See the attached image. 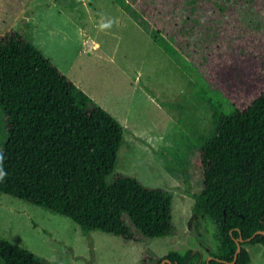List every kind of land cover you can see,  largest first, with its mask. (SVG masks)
I'll return each instance as SVG.
<instances>
[{
	"label": "rangeland",
	"instance_id": "1",
	"mask_svg": "<svg viewBox=\"0 0 264 264\" xmlns=\"http://www.w3.org/2000/svg\"><path fill=\"white\" fill-rule=\"evenodd\" d=\"M131 1L176 59L113 0H0V35L24 36L122 127L107 182L120 173L171 195L175 232L146 239L133 229L130 242L0 193V238L50 264H140L146 254L215 250L213 224L192 211L195 162L214 112L228 115L264 90V0ZM5 136L0 114V148ZM244 248L248 264H264L260 244Z\"/></svg>",
	"mask_w": 264,
	"mask_h": 264
},
{
	"label": "trees",
	"instance_id": "2",
	"mask_svg": "<svg viewBox=\"0 0 264 264\" xmlns=\"http://www.w3.org/2000/svg\"><path fill=\"white\" fill-rule=\"evenodd\" d=\"M176 59L177 51L131 0H113ZM171 45V46H170ZM0 193L68 217L82 230L137 241L172 235L171 195L135 178L112 174L122 127L24 36L0 35ZM198 148L201 186L192 211L214 226L208 264H248L244 245L264 255V90L228 115ZM240 251L233 260L235 241ZM206 264L199 251L146 254L140 264ZM2 264H50L0 238Z\"/></svg>",
	"mask_w": 264,
	"mask_h": 264
},
{
	"label": "water",
	"instance_id": "3",
	"mask_svg": "<svg viewBox=\"0 0 264 264\" xmlns=\"http://www.w3.org/2000/svg\"><path fill=\"white\" fill-rule=\"evenodd\" d=\"M258 233H264V231H256V232H254L250 237H248V238H246V241H249L255 234H258ZM243 242V239L241 238V237H239L236 241H235V245H236V248H235V251H234V254H233V260H232V262H234V260H235V258H236V256H237V253L240 251V248H241V246H240V243H242ZM211 257L209 256V257H207V259H206V264H208V260L210 259ZM169 261H168V259H163L162 261H161V264H165V263H168Z\"/></svg>",
	"mask_w": 264,
	"mask_h": 264
},
{
	"label": "crops",
	"instance_id": "4",
	"mask_svg": "<svg viewBox=\"0 0 264 264\" xmlns=\"http://www.w3.org/2000/svg\"><path fill=\"white\" fill-rule=\"evenodd\" d=\"M93 46H94V45H93ZM75 85H76V87H77V86L79 87V88L77 87L79 90H81L82 92L84 91V92H85V94H88V93H87L85 90H83V89H82V87H81V86H79V85H78V84H76V83H75ZM87 96H88L89 98L91 97V95H90V94H88ZM91 98H92V97H91ZM91 98H90V99H91Z\"/></svg>",
	"mask_w": 264,
	"mask_h": 264
}]
</instances>
